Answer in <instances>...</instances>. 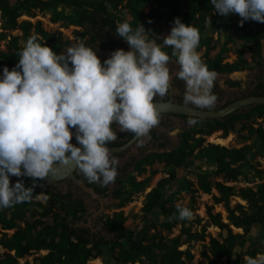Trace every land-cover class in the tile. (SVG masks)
<instances>
[{
    "label": "clouds",
    "instance_id": "obj_1",
    "mask_svg": "<svg viewBox=\"0 0 264 264\" xmlns=\"http://www.w3.org/2000/svg\"><path fill=\"white\" fill-rule=\"evenodd\" d=\"M221 16L238 14L240 26L247 20L264 23V0H210ZM151 23V21H148ZM116 34L130 50L116 49L101 63L96 52L78 41L57 54L30 36L18 52V63L3 68L0 77V208L28 202L37 181H43L53 165H74L89 183L105 187L115 182L119 160L107 145L117 139L112 125L132 133L143 146L144 137L160 124L154 99L167 95L172 76L171 57L156 39H149L143 25L133 30L125 21ZM199 30L174 18L163 46L173 49L178 71L185 82L184 103L205 109L215 106L217 73L209 70L196 49ZM189 126L197 121L188 119ZM75 129V140L70 141ZM175 135V133H170ZM150 138V137H149ZM23 169V171H22ZM9 175L32 178L25 187ZM179 219L192 212L178 209ZM246 264H264V254L246 256Z\"/></svg>",
    "mask_w": 264,
    "mask_h": 264
},
{
    "label": "trees",
    "instance_id": "obj_2",
    "mask_svg": "<svg viewBox=\"0 0 264 264\" xmlns=\"http://www.w3.org/2000/svg\"><path fill=\"white\" fill-rule=\"evenodd\" d=\"M123 1L135 21L140 18L145 19L146 16H143L141 10L149 0H15L13 2L0 0V15L5 20L7 29L21 31L25 43L30 36L37 35L39 43H44L55 52L65 45L66 42H62L60 37L56 38L53 34L42 29L38 21L34 23L16 22L20 14L33 17L35 12H50V19L53 23L58 22L61 16L65 26L72 25L82 29L81 33L75 31V34L76 38L83 41L86 46L91 47L94 51L100 48L102 51L112 52L121 48L125 42L116 34L117 23H121L122 20L114 14V10H117ZM159 4L165 9V14L155 15L150 11L147 14L150 19L157 22L174 23V18H179L185 25L196 23L194 14L191 11L181 10L176 0H159ZM59 6L70 8L71 14L56 13ZM227 27L244 30L246 24L243 23V26H240V24L231 23ZM144 28L147 30L149 39L157 38V32L154 29L148 25H145ZM254 28L259 37L264 39V23L255 21ZM132 29L135 30L133 27ZM223 29L224 27L219 24L216 31L221 32ZM3 37L0 34V41L3 40ZM18 42V38L11 36L7 41L5 51H0L1 75L5 66L12 70L18 63V52L23 48L19 47ZM157 43L163 45V40L158 39ZM241 51L236 52V59L229 64H221V58L216 57L210 62L212 67L210 70L224 74L241 71L246 65L245 60L241 57ZM245 96H264V83L260 78L254 88ZM229 102L231 101L226 102L222 107ZM181 117L190 119L185 116ZM241 117L264 118V105L248 106L215 121L192 118L197 121L199 126L181 130L178 133V144L174 150L145 155L139 162L131 164L133 172L136 175L141 174L144 171V166H151L155 161L172 167V170H178L197 150L199 155L208 158L215 164L214 175H219L223 182H235L241 175L240 169L242 163L246 161L248 146L235 149L209 144L203 146L202 143L204 136H211L217 131L221 132V138L226 137L229 132L234 130L235 122ZM248 133L263 141L264 145V129L262 127L249 128ZM76 142L74 136L71 143L75 145ZM115 146L117 144L114 142L107 145V147ZM169 178L173 180L174 176L170 175ZM18 180L22 181L25 187H30L33 184L32 178L26 176L19 177L12 184ZM36 183L42 186L35 187L33 198L30 201L14 204L10 208H0V248L3 250L0 264H16L21 258L40 250L45 251V254L35 256L31 264H89L90 261L96 259H100L102 264H108L105 257L111 259L112 264H183L182 257L188 260L190 255L187 250L177 251L178 247L184 243L204 241L205 227H214L226 232L221 243L209 239L206 248L210 257L213 259L226 257L225 264H241L237 258L233 262H229L228 258L232 249L236 246H245L252 227L257 224L260 226L261 235L264 236V181L257 184L254 190L247 187L236 189L222 183L214 184L218 196L213 197V205L221 204L223 206L225 221L222 220L219 213L212 212L213 206L207 207L204 212L206 226L202 230L192 232L181 222V235L168 240L159 232L151 233V230L157 228V223L151 219L152 216L160 215L172 218L179 214L180 207H169L168 198L164 194L165 180L161 179L145 194L143 207H141L143 222L138 232L129 231L122 225L125 218L121 211L113 212L110 218L104 220L102 225L113 234L111 241L91 237L86 229L73 226L83 213L81 202L72 199L71 196L67 198L62 194L50 193L42 181ZM146 183L147 180L139 183L132 180L124 188L118 181L119 188L115 189L113 193L114 198L121 201L118 208L131 203L135 194L144 192L147 187ZM198 184L204 193L210 195L211 186L208 177L200 176ZM98 191L103 193L105 188H99ZM40 193H44L48 199L46 205L38 206L39 211L36 214L39 218L51 214V225L43 224L39 218L31 223H26L24 220L26 209ZM235 196L245 201L246 206L241 204L231 206L230 198ZM54 209L56 212L53 213ZM4 212H9V216L6 217ZM17 223H23L24 227H19ZM160 225L168 233L173 228V225L168 222H163ZM231 227L240 229L242 232L233 233ZM8 231L12 234H8ZM181 237H184V240H181ZM120 243H125L126 247L121 246ZM245 254L253 258L257 254H264V245H260L256 249H249L245 251ZM24 264L29 263L25 262Z\"/></svg>",
    "mask_w": 264,
    "mask_h": 264
},
{
    "label": "rangeland",
    "instance_id": "obj_3",
    "mask_svg": "<svg viewBox=\"0 0 264 264\" xmlns=\"http://www.w3.org/2000/svg\"><path fill=\"white\" fill-rule=\"evenodd\" d=\"M13 1L15 0H11V2ZM176 3L181 10L184 12L191 11L196 18V23L191 25L197 28L200 34L199 46L196 51L200 55L202 61L207 65L209 70L212 68L210 62L215 60L216 57L221 58V64H229L236 59V52L242 50L241 57L246 62L244 69L231 74L216 72L217 78L214 82V90L212 91L217 93V104L219 106L224 105L228 101H233V99L236 97L245 96L247 92H250L254 88L259 78L264 83V39H261L257 34V31H255V21L249 19L244 22L246 24V29L236 30L235 28L227 27V25H230L231 23L234 25L240 24L239 22L241 18L239 15L235 13H230L227 16L219 15L215 12L214 6L211 4L210 0H176ZM150 11L154 12L155 15L165 14V9L161 7L159 0H149L147 2L144 9L141 10L143 16H146L144 20L140 18L139 20L135 21L132 18L129 9L126 7L125 1L122 2L117 10H114V14L118 19L122 20L121 23L127 21L134 29H136L139 24L143 25V27L148 25L157 32L156 35L158 39L163 40L165 36L170 34L173 22H157L154 19H150V17L147 16ZM58 12L62 15L71 14L70 8H64L62 6H59V8L56 9V13ZM50 16V12H35L33 17H27L23 14H20L16 22L19 23L21 21H28L30 23H34L38 21L42 29L50 34H53V36L56 38L60 37L62 42H66L65 45L56 52L57 54H60L68 47L80 41L78 38H76L75 31L81 33L82 29L72 25L65 26L61 16L58 22L53 23L50 19ZM151 16L153 17V14ZM149 20L151 23L148 22ZM117 24H120V22ZM219 24L224 27L221 32L216 31ZM0 34L4 36L3 40L0 41L1 52L5 51L7 41L11 36L19 39V47H23L25 44V41L21 35V31L7 29L5 20L1 17V15ZM146 35L148 36L147 33ZM161 46L162 50L171 57V60L168 64L170 75L172 76L170 85H177L178 89L176 92H178V94L180 93L181 97L183 98L185 82L176 78L178 65L176 63V57L172 56L173 49L163 45ZM117 49H123L124 51L130 50L126 41L123 43L121 48ZM95 52L100 61H104L105 59L109 58L111 54V52L102 51L100 48H97ZM0 77H2L1 74ZM187 121L188 119L183 120L178 118L173 119L172 123H166L165 125H162L160 120V124L154 129L160 133L162 138L161 141L165 143V147L161 149L157 147H145L137 157H133V155H136L135 149L132 151H126L125 153H122V155L115 156L119 160V164L117 167V176L115 178V182L110 183L109 185L110 191H112V189L119 188V186H117L118 181L120 182V185L125 188L127 187L126 185L132 180L135 183H139L141 181L145 182V180H147V187L144 192L135 194L131 203H127L121 208H118V204L121 202L120 199H115L112 193L109 197L101 200L102 205L97 210L94 209V206L96 205L93 203L98 201L97 198L90 196L92 199L90 200V198L87 196L82 195V199L87 205L86 208H88V213L92 214V216L87 218L86 221L84 219L81 221H76L73 226H85L89 228L93 235L98 236L97 239L103 238L105 240L111 241L113 239V234L107 231L102 223L106 218H110L113 212L121 211L123 217L125 218L122 225L129 229V231L138 232L143 222L141 207H143L145 194L155 187L157 181L161 179L165 180L164 194L168 198L169 207H186L192 212V216L190 219L184 220L179 219V214L177 217L172 218L163 217L160 215L152 216L151 219L157 223V228L155 230H151V233L154 231L159 232L168 240L173 239L181 235V222L185 225V227L190 228L192 232L200 231L206 226V216L204 213L205 208L212 206V212L219 213L222 220L225 221V212L223 210V206L221 204H218V206L213 205V197L218 196L214 188V184L222 183L227 186H233L236 189L247 187L254 190L257 184L264 181L263 141L259 140L255 136H250L248 133L249 128L257 129V127H262L264 129V118L249 119L241 117L235 122L234 130L229 132L226 137L221 138L220 131L213 133L211 136L203 137V146L209 144L213 146L218 145L235 149L248 146L249 150L246 152V161L242 163L240 169L241 175L235 182H223L219 175H214L216 169L215 164L208 158L199 155L197 150L178 170H172V167H169L162 162L155 161L151 166H144L143 173L136 175L133 172V167L131 166L134 161V163L139 162V160L142 159L145 154L170 152L174 150L177 147L178 133L181 130L199 126L198 123H196L194 126H189ZM115 129L119 130V125H117ZM70 130L73 132V140L75 136V129ZM170 133H175V135H170ZM212 137H215V139H227L230 137V140L226 145H221L212 140ZM72 140L70 142H72ZM79 173L81 172L78 169V174ZM170 175L174 176L173 180L169 178ZM200 176L208 177V181L210 182L211 186L210 195L204 193L201 190L200 185L198 184ZM57 187L59 188V191L64 193L68 192L70 189L66 183H60V185ZM77 193L74 195H78ZM47 199L48 197L45 194L40 193L32 201V204L29 205L25 211L24 220L26 223L34 222L39 218L36 214V212L39 211L38 206L46 205ZM235 204L246 206V202L237 196L230 198V205L234 206ZM54 212H56L55 209L53 210V213ZM4 214L6 217L9 216V212H4ZM39 219L43 224L51 225V214ZM163 222H168L170 225H173L170 233H168V231H166L163 226L160 225ZM17 225L19 227H24L23 223H17ZM231 228L233 233L242 232L240 229H236L234 227ZM7 233L10 235L12 234L10 231ZM205 235L206 237L204 241L184 243L178 247L177 251L187 250L190 255L188 260L185 259V257H182L183 264L226 263V257L218 259L211 258L206 248L208 247L209 239H214L215 241L221 243L222 239L226 236V232H222L214 227H205ZM181 240H184V237H181ZM120 245L126 247L125 243H120ZM260 245H264V236L261 235L260 226L257 224V226L252 227L250 235L247 237V243L245 246H236L232 249L228 258L229 262H233L234 259L237 258L241 264H246L245 251L249 249H256ZM2 253L3 250L0 248V259H2ZM43 254H45V251L43 250L32 252L28 256L18 260L16 264H24L25 262L31 264L32 259L35 256ZM141 259L144 261L143 258ZM105 260H108V264H112L113 262L111 259H107L106 257ZM89 264L102 263L100 259H96L90 261Z\"/></svg>",
    "mask_w": 264,
    "mask_h": 264
},
{
    "label": "flooded vegetation",
    "instance_id": "obj_4",
    "mask_svg": "<svg viewBox=\"0 0 264 264\" xmlns=\"http://www.w3.org/2000/svg\"><path fill=\"white\" fill-rule=\"evenodd\" d=\"M101 62H103V61H101ZM177 89H178L177 85L176 86L175 85H170L167 95H165L164 97H160V96L157 97L156 96L155 99H154V102L155 101H167V100H170V102L175 103V104L179 103V104L186 105L184 103V100L181 97L180 93L178 94V92H176ZM214 94L217 96V93H214ZM247 94H248V92H247ZM238 98L239 97H236L234 99H238ZM217 103L218 102L216 100L215 106L213 108H210V109L205 108L204 110L217 111L218 109H221L223 105L219 106ZM187 106L195 107L194 105H191V104H187ZM160 117H161L160 120L162 122V125H165L166 123H172L173 119H178V118L183 119V120L188 119V118H183L181 116H171L170 114L160 115ZM116 127H117V124H113L112 125L113 130L117 133V139L114 141V143L117 144V146H115V147H118V146L124 144L127 140L131 139L134 134L131 135V133L120 132L119 130L115 129ZM155 128H157V127H155ZM149 137L142 138L143 139V146L142 147L138 146L139 142L137 141L135 144H133L131 146V148L129 147V148H127V149H125V150H123V151H121L119 153L111 154V156H113V157L119 156V155H122V153H125L126 151H129V150L132 151L133 149H135V152H136L135 154L136 155L135 156L133 155V157H137V156H139V154L143 151V148H145V147H157V148H160V149L165 147V143L163 141H161L162 138H161L160 133L155 131L154 128L150 131ZM131 159H133V158H131ZM75 176L85 186L90 188V190H92L93 193L97 196V200L98 201L93 202L96 205V206H94V209H96V210L101 207V205H102L101 200H103L104 198L109 197L115 191V189H112V191H110V186H109L110 184H108L105 187H101L100 184L89 183L82 173L78 174V168L75 171ZM60 183H66L68 185V187L70 188L69 191L66 192V193L59 191V188L57 186L60 185ZM60 183L54 184V185L46 184V186L49 189L50 193H52V194H62L63 196H65L67 198H68V196H71L72 199L78 200L79 202H81L82 208H83V213H82V215H81V217L79 218L78 221H81L82 219H84L86 221L87 218H90V216H92V214L88 213V208H86L87 205L85 204L84 200L82 199V195H85L88 198H90V200H92L90 195H88V193H86L85 191H83L79 187L73 185L68 180H63ZM99 188H105V191L103 193H101V192L98 191ZM76 193L78 195H74ZM78 228L86 229L87 232L89 233V236H91V237H95V238L98 237L96 235H93L91 233V231L89 230V228H87L85 226H78Z\"/></svg>",
    "mask_w": 264,
    "mask_h": 264
},
{
    "label": "water",
    "instance_id": "obj_5",
    "mask_svg": "<svg viewBox=\"0 0 264 264\" xmlns=\"http://www.w3.org/2000/svg\"><path fill=\"white\" fill-rule=\"evenodd\" d=\"M157 110L160 112V115L170 114L171 116H185L189 118H199L209 121H215L217 119H222L232 113L238 112L246 107H255L256 105H264V96H256L249 97L245 96L242 98H238L226 104L221 109L217 111H209L204 109H199L183 104H175L167 101H155ZM138 140L133 135L131 139L127 140L124 144L118 147H108L111 154L119 153L127 148H131L133 144H135ZM75 146L81 147L78 142L75 143ZM77 167L74 163H70L69 165H60L58 163L53 165V170L49 173L48 177L45 178L42 182L44 184H58L63 180L70 181L73 185L79 187L86 193L90 194L91 197L97 198V196L93 193L90 188L85 186L80 180H78L75 176V171ZM23 171V169H22ZM19 177L9 175L10 183L14 182Z\"/></svg>",
    "mask_w": 264,
    "mask_h": 264
},
{
    "label": "bare ground",
    "instance_id": "obj_6",
    "mask_svg": "<svg viewBox=\"0 0 264 264\" xmlns=\"http://www.w3.org/2000/svg\"><path fill=\"white\" fill-rule=\"evenodd\" d=\"M211 139L217 142L218 144L226 145L229 142L230 137H228L227 139H219V138L215 139V137H212Z\"/></svg>",
    "mask_w": 264,
    "mask_h": 264
}]
</instances>
